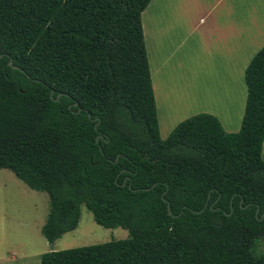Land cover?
Wrapping results in <instances>:
<instances>
[{
    "label": "trees",
    "instance_id": "16d2710c",
    "mask_svg": "<svg viewBox=\"0 0 264 264\" xmlns=\"http://www.w3.org/2000/svg\"><path fill=\"white\" fill-rule=\"evenodd\" d=\"M149 1L0 0V168L47 193L50 243L82 204L128 231L40 263L264 264V45L245 68L238 131L198 113L161 138Z\"/></svg>",
    "mask_w": 264,
    "mask_h": 264
},
{
    "label": "crops",
    "instance_id": "0c3cea01",
    "mask_svg": "<svg viewBox=\"0 0 264 264\" xmlns=\"http://www.w3.org/2000/svg\"><path fill=\"white\" fill-rule=\"evenodd\" d=\"M141 22L159 125H167L163 101L176 85L179 92L192 90L194 96L203 94L205 98L204 104L193 107L181 119L209 113L219 120L226 132L238 131L247 96L245 68L264 44V0H150L141 13ZM183 46L190 47L191 51L204 47V51L197 53L207 55L210 66L201 70L206 62L198 56L199 71L203 73L198 74L201 80L179 85L173 78L169 79L173 70L171 58ZM261 158L264 160V138ZM4 217L0 213V230ZM43 223L39 216L32 227L37 240L34 244L27 239V247L23 248L24 240L18 241L12 247L15 251H10L8 245L1 246L0 264H32L35 261L38 264L40 255L50 251V248L45 250L46 243L37 233L41 232ZM37 243L45 248L33 249ZM0 244H3L1 235Z\"/></svg>",
    "mask_w": 264,
    "mask_h": 264
},
{
    "label": "rangeland",
    "instance_id": "374dc122",
    "mask_svg": "<svg viewBox=\"0 0 264 264\" xmlns=\"http://www.w3.org/2000/svg\"><path fill=\"white\" fill-rule=\"evenodd\" d=\"M261 47H259V49ZM198 50L204 51L205 49L200 46L199 48H193L191 51L190 47H181L171 58L173 70L169 79L173 78L174 83H178L179 85H181L182 82L194 83L200 81L201 79L198 77V74H203L201 70L209 67L210 61L207 55L197 53ZM198 56L203 62L204 60L206 62V64L203 63V67H201L200 71L197 62ZM208 75L209 73L207 76ZM209 82L210 81H208V84ZM176 87L175 85L173 88L175 90L172 92L170 91L163 101L164 116L168 121L165 126L159 125L158 121L159 134L162 138H165L172 129L183 120L181 119L183 114H188L193 107L196 108L204 104L205 101L203 94L194 96L192 90H190L189 93H182L179 92ZM209 98L210 97L207 99ZM171 125L172 127H170ZM0 171V213H3L5 216L3 229L0 230L3 241L0 247L3 246L6 248L8 245L10 251H15L12 247H14L15 245L13 244H16L18 241L24 240L25 245L21 246L23 248L27 247V239L33 244L37 242L35 238L36 232L34 233L32 227L38 222L39 216L45 222L49 207L48 195L45 191H37L28 187L9 169L2 168ZM37 233L46 243L45 250L48 248H50V250H61L128 237V231L122 227L107 228L97 224L93 219L92 213L84 204L81 205L77 227L72 231L62 234L54 244L48 242L43 237L40 230H38ZM22 235H24V237ZM29 236L34 238H29ZM35 245L32 246L35 250H43V248H45L38 245V243ZM258 249L260 250L259 252L264 253V238L259 241ZM32 264H37V262L35 261ZM38 264H40L39 261Z\"/></svg>",
    "mask_w": 264,
    "mask_h": 264
},
{
    "label": "water",
    "instance_id": "95a60500",
    "mask_svg": "<svg viewBox=\"0 0 264 264\" xmlns=\"http://www.w3.org/2000/svg\"><path fill=\"white\" fill-rule=\"evenodd\" d=\"M10 63V62H9ZM14 67L18 68V66L14 65ZM57 99V98H56ZM76 104V103H75Z\"/></svg>",
    "mask_w": 264,
    "mask_h": 264
},
{
    "label": "bare ground",
    "instance_id": "6f19581e",
    "mask_svg": "<svg viewBox=\"0 0 264 264\" xmlns=\"http://www.w3.org/2000/svg\"><path fill=\"white\" fill-rule=\"evenodd\" d=\"M179 102V101H178ZM178 104V103H177Z\"/></svg>",
    "mask_w": 264,
    "mask_h": 264
},
{
    "label": "flooded vegetation",
    "instance_id": "af4514ba",
    "mask_svg": "<svg viewBox=\"0 0 264 264\" xmlns=\"http://www.w3.org/2000/svg\"><path fill=\"white\" fill-rule=\"evenodd\" d=\"M262 240V239H261Z\"/></svg>",
    "mask_w": 264,
    "mask_h": 264
}]
</instances>
